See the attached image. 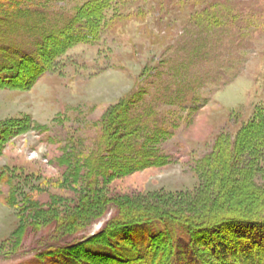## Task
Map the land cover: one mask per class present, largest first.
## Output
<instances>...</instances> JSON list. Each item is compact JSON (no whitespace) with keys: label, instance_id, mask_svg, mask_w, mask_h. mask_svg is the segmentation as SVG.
Segmentation results:
<instances>
[{"label":"rangeland","instance_id":"obj_1","mask_svg":"<svg viewBox=\"0 0 264 264\" xmlns=\"http://www.w3.org/2000/svg\"><path fill=\"white\" fill-rule=\"evenodd\" d=\"M89 1L37 0L29 8H39L36 13L51 27ZM113 15L122 18L115 28L108 24ZM158 75L183 90L172 94L181 95L176 104L160 101L153 114L167 125L168 132L156 134V148L166 164L142 162V167L127 173L130 159L136 158L126 155V161H119L124 175H109L105 183L102 178L97 183L82 179L87 176L82 167L88 158L98 154L106 158L107 148L101 151L96 144L98 121L127 101L137 83L160 98L157 83L153 84ZM258 110L264 111V0L113 4L95 42L62 53L32 86L0 88V128L8 137L0 141V172L10 177V185L0 186V252L14 249L25 225L61 219L58 234L49 239L31 234L22 254L2 256L0 264H101L112 261L108 256H118L119 250L124 258L135 255L138 250L123 232L111 236L108 250L82 249L64 259L69 263L54 257L55 249L48 244L67 238L74 227L90 226L93 233L111 219L108 214L92 222L100 209H79L82 198L91 196L94 201L95 194L87 193L91 184L101 197L100 205H117L127 216H142V204L191 209L200 201L202 161L218 149L220 137L235 140L238 129ZM68 156V166L73 165L66 172L61 159ZM75 166L79 178L73 177ZM245 196L233 194L224 202H236L234 210L255 209V200ZM69 212L79 214L73 223Z\"/></svg>","mask_w":264,"mask_h":264},{"label":"trees","instance_id":"obj_2","mask_svg":"<svg viewBox=\"0 0 264 264\" xmlns=\"http://www.w3.org/2000/svg\"><path fill=\"white\" fill-rule=\"evenodd\" d=\"M28 1L25 5L23 0H0V88L24 89L32 86L51 69L62 53L78 44L95 42L106 13L113 4L120 2L90 0L77 8L75 14L47 27L46 17L36 13L40 12L39 8H29L37 0ZM121 21V16L113 15L108 24L115 28ZM159 77H155L153 84L157 83L160 98L137 83L138 89L127 101L118 105L107 118L98 121L96 144L101 151L107 148L106 158L100 157V154L91 160L88 158L82 167L87 176L82 179L97 183L100 178L105 183L109 175L130 173L142 167V162L143 166L166 164L164 156L156 148L159 140L156 134L168 132L167 125L153 114L160 101L175 103L183 90L178 89L179 85L166 83ZM159 80L162 83L158 84ZM176 92L180 94L172 95ZM108 126L111 128L107 131ZM4 129L0 128L1 142L8 138L3 136L6 133ZM217 144L218 149L207 156L200 166L204 177L197 197L200 201H196L197 205L191 204V209L179 206L166 209L160 204H151L148 208L142 204V216H127L117 205L104 202L100 205L101 197L95 185L90 183L91 190L87 193L95 194L94 201L91 203V196L82 198L79 209L90 211L93 206L100 209L92 222L108 214H111V219L87 241L85 237H79L88 232L90 226L74 227L67 238L50 240L48 246L55 249L54 257L62 261L84 249L86 253L88 250L96 253L103 247L108 250L105 247H110L111 236L123 232L128 233L138 252L124 258L119 250L118 256L111 253L108 256L112 261H102L101 264H264V111L258 110L243 124L235 140L220 137ZM126 155L136 159H130L132 167L123 172L119 161H126ZM70 159V156L61 159L66 172L73 165L68 166ZM73 170V177L79 178L77 166ZM8 174L0 172V186L10 185ZM93 177H96L95 180ZM259 178L263 180L259 182ZM233 194L239 197L246 195L248 200L250 195L256 202L255 209L234 210L236 202H224L230 200L229 196ZM201 203L208 207H198ZM36 205L38 203L33 202V206ZM42 205L45 207L40 203ZM69 215L70 223L79 218V214L72 216L69 212ZM60 220L53 218L42 226L36 223L25 225L14 249L0 252V257L22 254L25 240L31 238V234L36 236L39 233L48 239L55 236L61 227Z\"/></svg>","mask_w":264,"mask_h":264}]
</instances>
